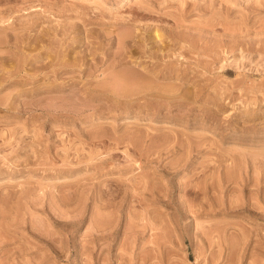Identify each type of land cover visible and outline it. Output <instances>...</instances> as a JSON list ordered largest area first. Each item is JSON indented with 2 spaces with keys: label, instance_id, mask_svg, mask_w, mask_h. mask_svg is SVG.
I'll use <instances>...</instances> for the list:
<instances>
[{
  "label": "rangeland",
  "instance_id": "obj_1",
  "mask_svg": "<svg viewBox=\"0 0 264 264\" xmlns=\"http://www.w3.org/2000/svg\"><path fill=\"white\" fill-rule=\"evenodd\" d=\"M0 264H264V0H0Z\"/></svg>",
  "mask_w": 264,
  "mask_h": 264
}]
</instances>
